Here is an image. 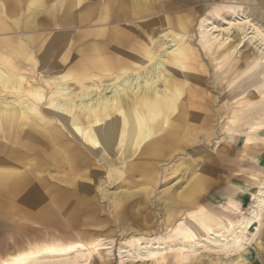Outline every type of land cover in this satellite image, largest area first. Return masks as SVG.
I'll list each match as a JSON object with an SVG mask.
<instances>
[{
	"label": "bare ground",
	"instance_id": "6f19581e",
	"mask_svg": "<svg viewBox=\"0 0 264 264\" xmlns=\"http://www.w3.org/2000/svg\"><path fill=\"white\" fill-rule=\"evenodd\" d=\"M48 1L0 0V33L7 34L0 45L8 51L0 59V194L30 202L50 177L68 185L70 190L65 189L78 195L77 204L84 206L85 194L91 196L93 188L108 191L121 179L111 191V204L122 220L131 217L133 226L147 233L119 246L120 261L238 263L258 239L264 172L257 171L255 176L261 177L242 185L253 198L244 215L202 210L199 199L204 194L195 188L202 177H185L202 166L195 169L182 162L171 173H179L176 182L158 191L156 198L165 229L169 223L172 229L152 237L156 223L150 220L155 216L140 209L170 174L169 162L184 160L186 139L195 143L199 130L215 120L212 91L199 77L204 65L187 34L199 7L165 12L199 0H57L50 6ZM245 1L214 6L199 21V38L205 44H223L217 54L224 60L242 47L256 54L251 58L245 52L244 68L229 71L240 72L234 88L257 80L260 97L236 110L244 117L239 126L256 127L264 125V21L247 11ZM53 24L64 30L43 34ZM74 26L85 29H68ZM20 30L32 34L22 41L16 35ZM254 110L259 112L256 117ZM248 135L246 142L264 141ZM195 161L199 165V159ZM205 174L210 184L213 179ZM240 201L230 199L228 211L239 210ZM92 235L89 243L30 247L0 264H80L94 250L110 252L108 234L93 229ZM254 247L258 250L259 244Z\"/></svg>",
	"mask_w": 264,
	"mask_h": 264
},
{
	"label": "rangeland",
	"instance_id": "374dc122",
	"mask_svg": "<svg viewBox=\"0 0 264 264\" xmlns=\"http://www.w3.org/2000/svg\"><path fill=\"white\" fill-rule=\"evenodd\" d=\"M149 1H152L153 4H157L159 1L164 0ZM201 4L202 2L199 1L192 4L188 3V6H183V9L171 10L169 8L165 12L175 13L173 10L182 11L186 10V8L192 9L193 7H199ZM262 5L264 7V1ZM209 10L208 7L204 10L203 14L199 15V12H197L193 14L192 17L189 16L193 20V23L191 28L187 30V34L188 41L191 42L194 49H198L200 61L205 65L207 70L208 87L212 89L214 83L218 82L220 84L218 92H214L215 98L213 99L216 113L215 120H213L209 129L203 132L204 134L201 131L199 132V141L196 145L193 144L190 147H185L184 160H172V162H169L171 163L170 165H172L168 170L170 174L166 176V182L161 181L156 185V192L151 193L153 194L151 195L153 198L149 201L148 206L144 201L141 202V212L145 211L149 215L155 216L150 220H154L156 223V226L152 225V231L154 229L156 230V232L152 233V237L155 234L168 233L172 229L168 222L167 228L165 229V215L156 198L158 197V191L176 182L179 173H174L172 175L171 173L174 172V169L178 167V164L181 162L186 163L187 166H195V160L197 158L199 159V167L202 166V170H199V175H201V171H205L215 178L213 184L201 187L202 191H205L203 198L199 200V203L203 205V210L207 208V211L213 214H222L225 211L231 212L232 215H237L239 212L244 215L246 213V208L253 202L252 196L246 194V191H244L243 194L238 191L235 192V194L227 195L226 189H238L237 186L253 180L254 175L251 176V174L255 172H251V174H249V172L247 174L238 169L247 163L251 164L252 161H254L253 155H255V153L258 155L259 152L264 150V143L262 142L253 141V143L245 145V137L247 134L252 137L263 134L264 125L256 127L254 125L249 126V124L239 126L238 120L244 117L243 114H240L241 112H236L243 103H254L260 97L257 91L258 89H256L258 85L256 82L257 80L251 79L242 88H234L241 81V79H239L240 72L237 74H230L231 71L237 72L240 70L239 67L244 68L245 52L249 53L251 58H254L256 54L254 51L250 50L249 47H242L234 50L230 57L224 60L217 54V51L224 47L223 44L219 45L216 44V42L205 44L202 42L199 38V21L209 14ZM53 31H60V29L54 28ZM46 33L47 32H43V34ZM31 34L32 33H28V31L20 30L16 35H19L18 37H21L23 41L27 35ZM4 36H7V34L0 33V38ZM5 50V47L0 45V59H4L8 56V51L6 52ZM233 64H235V67H232ZM258 113L259 112L254 110L252 117H256ZM261 116H263V114H261ZM233 134L238 136L234 137ZM234 139L236 140L234 141ZM211 166L214 169L211 170L209 168ZM183 167L185 166H182V168ZM191 170L193 172L190 174L188 173L185 177L190 178L194 175V169L192 168ZM202 175L205 177V173ZM105 176V174H102L101 180H104ZM261 176L257 177L259 178ZM117 185L119 184L115 182L109 185L107 187L108 191H101V186L93 188L91 193L92 197L85 205L83 211L81 206L75 205L74 202L65 204L68 197L66 196V199L63 200V206L60 204V210L66 206L67 211L60 212L59 220L43 216L42 219L26 220L24 224L19 223L22 226L16 224L8 230L0 228V262L10 259L12 255L23 249L43 244L59 245L71 242L89 243L93 237L89 229V224H92V230H99L110 236L109 238L112 240L108 242V246H111V249L110 252L106 249L94 250L93 253H95H92V257L89 256L80 264H133L130 261L122 262L119 260V246L126 244L127 241L141 238L145 236L147 232L144 228H140V226H133L134 224L131 222L133 219L131 217L122 220L115 212L111 204V191L116 190L118 187ZM63 194L65 193L63 192ZM142 194L143 193L140 195L141 198L143 196ZM239 194H242V196L246 198V201L239 210L228 211V197L237 198ZM203 202L205 203L203 204ZM44 203L52 205L54 209L58 208L49 198H45ZM91 220L95 223H91ZM180 221V219L177 220L174 226L179 225ZM263 225L264 213L261 216L260 232L257 236L258 239H255L253 245L251 247L249 246L246 252L238 258V263L235 259V262L233 261L234 263L232 262V264H259L260 257L264 264ZM255 244H259L258 250L254 247Z\"/></svg>",
	"mask_w": 264,
	"mask_h": 264
},
{
	"label": "crops",
	"instance_id": "0c3cea01",
	"mask_svg": "<svg viewBox=\"0 0 264 264\" xmlns=\"http://www.w3.org/2000/svg\"><path fill=\"white\" fill-rule=\"evenodd\" d=\"M54 1H57V0H50L46 4L50 6V5H52L54 3ZM229 1H231V0H199V2H202V4L199 5V15L200 14H203L204 10L206 8H208V7H209L210 10L214 6H217V5H219L221 7L222 6L224 7V5L228 4ZM263 1L264 0H257V1L256 0H253V1L247 0V1L243 2V3L245 4V7H246L247 11L254 18H257V19L260 18L262 21H264V7L262 5L263 4ZM210 10H209V13H210ZM54 28L60 29L61 31L64 30V29L59 28L57 25L53 24L49 29H46L44 31V32H47L45 35H47V34L49 35V34H51L53 32H57V31H53ZM79 28L80 29H85V26H81V27L80 26H78V27H75L74 26L73 28H68V29L71 30L72 32H74L76 29H79ZM199 64L204 65L200 61V53H199ZM206 72H207V70H206L205 65H204V71H203L202 74L199 73V77L202 78V82L204 84V87L206 86V88L208 89V91H212L211 92V94H212L211 102H212L213 111L215 112L214 105H213L214 104L213 103V99L215 98L214 92L215 93L218 92V88H213L212 87V89H210L208 87V85H207V83H208V75H207ZM208 129L209 128H206V130H208ZM193 131L196 132V130H193ZM200 131L201 132H204L205 129H200L199 132ZM233 135H235V134H233ZM259 136L263 137V140H264V133L263 134H259ZM198 141H199V139L195 143H193L194 141L188 138V139H186V143L185 144H186L187 147H190L193 144L196 145ZM234 141H235V139H234ZM190 143H191V145H190ZM262 143H264V141H262ZM247 144H250V143L249 142H245V145H247ZM253 157H254V159H253L254 161H252L251 164L250 163H247L246 165L239 167L238 170H240V171H242L244 173H247V174L249 172H250L249 174H251V172H255L254 174H251V176L254 175L253 176V179H254V177H257V176H255V174L257 173V171H261V172L264 171V150L261 151V152H259L258 155L255 153V155H253ZM196 160H197V158H196ZM195 165H196V167H195V169H196L199 165H198L197 162H196ZM0 167H2V166H0ZM9 167L12 168L14 166H9ZM14 168H17V167H14ZM210 169L212 170L213 167H211ZM204 173H207V172L201 171V175H199V172H197V173L194 172V175H193V176L199 175L200 177H202L200 179V181H199V184L195 185V188L197 186H199V191L202 194H205V191H202V189H201L202 186L204 187L206 185H211V184H213L215 182V178L210 174L213 180L211 181L210 184H206L205 183V180H204L205 177H203V175H202ZM205 176H206V174H205ZM259 176H261V173H260ZM134 179H136V178H134ZM118 180H120V179H118ZM47 181H48V183L45 182L46 183L45 189H41V191L39 190V193L38 194H35L34 200H32L30 202H28L26 199L25 200L24 199H20L19 195L16 196L14 194L12 197H9V196H7L5 194H0V228H3V229L8 230V229L12 228V226H14L16 224H19V223L24 224L26 220H34V219H38V218L39 219H42L43 216H48L49 218H53V219L58 220V219H60V212L62 213L64 211H67V207L66 206H64L61 209L63 211L60 210L61 205L63 204V200L66 199V196H68L67 197V202H65L66 204L74 202L75 205L81 206L82 209H84L85 205L88 203V201L91 198V196H87V194H85L86 195L85 198L87 199V202L85 203V205L83 204L84 206H82L80 204H77V197H78V195H73L71 193V191H67L65 189V188H67V189L70 190V188H69L68 185H66L64 183L56 182L53 179H51L50 177H48ZM53 182H55V183H53ZM119 182L120 181H117V183H119ZM251 182H253V180ZM251 182H248V183H251ZM243 184H247V182L242 183L241 185H239L237 187L239 190H236V189H226V192L228 193V194L227 193L226 194L227 195H230V194H233V193L235 194V192H238V191H239V193H242L243 194V192H244L243 187H242ZM63 192L65 194H63ZM242 194H239V196L237 198H231V197L229 198L228 197V200H230V199H234V200H238L239 199V200H241L240 201L239 209L241 208L242 204H244V202L246 201V198L244 196H242ZM203 196H201V198L199 200H201L203 198ZM45 198H49L51 201H53V203L58 208L56 210H54V208L52 207V205H50L48 203H44V199ZM88 198H89V200H88ZM199 205H201V204L199 203ZM42 206H43V208H42ZM202 206L203 205H201L200 207L203 210L204 208ZM233 211H236V210L233 209ZM54 212H55V214H54ZM20 226H22V225H20ZM89 227H90L89 228L90 229V233H92V225L89 224ZM260 258H259V260H260Z\"/></svg>",
	"mask_w": 264,
	"mask_h": 264
}]
</instances>
